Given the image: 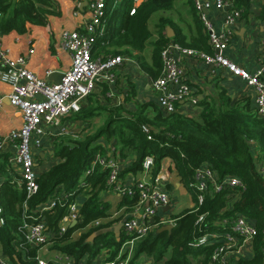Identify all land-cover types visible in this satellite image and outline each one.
<instances>
[{
    "label": "trees",
    "instance_id": "obj_1",
    "mask_svg": "<svg viewBox=\"0 0 264 264\" xmlns=\"http://www.w3.org/2000/svg\"><path fill=\"white\" fill-rule=\"evenodd\" d=\"M175 2L176 0H142L134 14L129 15L132 0H107L105 34L97 39V46L112 48L107 52L112 56L130 55L131 51H137L140 54L137 60L141 69L153 80L161 73L160 53L168 42L210 53L208 36L204 33V27L191 0L187 4L197 34L190 38L188 44L185 43L182 29L169 16L174 10ZM235 7L246 9L247 0H236ZM57 13L53 0H0V34L6 35L13 31L23 34L26 24L44 26L47 17ZM154 16H158L155 36L149 27ZM261 18L264 19V3ZM167 27L174 33L172 38H167ZM147 47L150 51L145 58L143 54ZM217 96L218 100L210 96L199 99V110L195 114L177 111L162 116L150 110L151 104L139 105L134 112L125 114L122 107L101 106L95 96L90 95L86 109L79 111L77 116L87 123L102 116V125L95 126L91 134L78 139L68 136L58 138L54 151L57 161L38 175V190L27 201L23 184L13 182L14 178H19V174H10L9 154H1L0 203L5 224L0 228V249L3 255L11 264H36L37 248L25 242V230L22 227L24 223L43 222L52 244L50 250L71 254L80 259L83 255L95 256L100 250L108 249V260L117 257L125 240L123 232L120 233L119 240L113 235L104 234L96 237L92 244L86 243L91 234L109 228L112 223L102 224L79 238L72 239V234L77 229L108 217L110 206L99 197L102 191L108 190L106 173L94 171L84 179L85 186L79 187L82 175L94 155L103 152L102 144H97L102 137L105 142H112L119 148L123 159H131L121 170L120 178L141 173L143 159L150 156L154 160L153 175L157 173L161 161L169 158L185 187L194 169L200 166L209 167L219 179L228 175L236 176L245 185L241 196L233 204L228 203L223 194L212 193L206 195L199 212L185 209L173 216L174 227L171 232L157 233V229L151 231L137 242L128 264H136L142 253L151 257L154 263L164 260L163 264H191L188 259L191 256L197 259L195 264H209L214 246L190 248L189 243L203 234L222 232L219 222L222 219L231 220L236 214L243 215L249 223L254 224L259 235L253 246V256L248 260L235 262L260 264L261 248L264 247L260 237L264 228V174L261 171L264 168V122L257 116L249 97L233 101L224 91H220ZM142 126L149 129L151 139L142 132ZM61 194L67 195L61 205L45 212L39 210L49 198ZM78 196L84 200L79 211L81 223L69 226L60 235L59 221L66 214L68 203L75 201ZM135 201V197H124L118 208H130ZM199 213H206L201 229L194 225ZM227 230L229 226L226 227ZM168 250L169 256L164 258Z\"/></svg>",
    "mask_w": 264,
    "mask_h": 264
},
{
    "label": "built area",
    "instance_id": "obj_2",
    "mask_svg": "<svg viewBox=\"0 0 264 264\" xmlns=\"http://www.w3.org/2000/svg\"><path fill=\"white\" fill-rule=\"evenodd\" d=\"M141 1L132 0L129 15L134 14L135 8ZM106 2L107 0H88V17L81 27L77 30L61 32L58 46L68 52L70 64L61 73L62 77L58 82L47 83L38 78L27 68L28 56L32 50L29 49L28 54L25 55L13 56L4 47L0 36V84L8 88L7 91L0 90V108L7 100L9 106L19 112L22 120L18 130H12L6 136H0V155L9 154L10 174L19 172V178L13 177V182L17 185L23 184L26 201L38 190L35 157L45 138L54 139L66 134L65 129H59L63 120L78 113L83 101L94 92L97 86L103 85L106 89L113 87L117 81V69L126 63L138 68L134 60L125 56H106L95 59L92 57L94 44L104 34ZM191 2L208 36L211 52L206 53L171 42L162 48L161 73L149 84L156 94L157 105L162 115L176 113L180 104L197 107L199 98L192 92V87L186 83L182 69L185 58H197L212 69L226 70L231 76L242 81L247 89L252 90L256 114L264 122V35L260 39L261 64L253 72H248L224 55L231 28L240 19L245 8L235 7L236 0H191ZM208 11H214L221 17L220 31L216 30L207 14ZM50 73L47 72L48 75ZM52 129H59V131L54 135ZM141 129L147 138L151 139L149 129L146 126H142ZM117 155L115 149L109 148L94 155L89 167L82 175L79 187L85 186L84 179L94 171H103L106 173L108 191L123 198L135 197V204L130 208L122 206L108 217L92 221L76 231L81 233L96 229L104 222L113 223V226L122 224L121 229L125 240L120 251L113 260L90 259L85 262L66 264H128L135 244L139 240L162 226L174 227L172 215L165 210L171 206V197L165 190L171 181L170 170L160 165L157 173L153 175L154 160L146 156L141 165L142 178L128 184L119 177L126 163L121 158L118 159ZM261 171L264 174V168ZM186 189L192 196L193 204L190 209L197 213L203 206L207 194H223L228 203L233 204L241 196L245 185L236 176L228 175L219 179L209 167L200 166L194 169ZM66 198L65 194L54 195L43 203L39 210L41 212L52 210L58 204L61 205V201ZM26 201L23 204L24 208ZM80 204L79 199L68 203L67 212L58 224L60 235L66 232L72 223L77 225L81 223ZM205 217L206 213L197 215L194 223L196 228L201 229ZM4 224L3 208L0 203V228ZM219 226L223 229L222 232L206 233L196 237L189 243V247L213 245L209 264H231L232 260H248L253 256V246L259 235L254 224L249 223L243 215L236 214L231 220L222 219ZM228 226L229 230L226 231ZM22 229L25 230L23 233L25 242L37 248L36 264H48L41 257L43 250L51 244L43 222L24 223ZM260 237L264 243V228L260 232ZM124 254H126L125 257ZM59 261L57 257L55 260H50L53 263ZM0 264H11L1 249ZM260 264H264V247L261 248Z\"/></svg>",
    "mask_w": 264,
    "mask_h": 264
},
{
    "label": "crops",
    "instance_id": "obj_3",
    "mask_svg": "<svg viewBox=\"0 0 264 264\" xmlns=\"http://www.w3.org/2000/svg\"><path fill=\"white\" fill-rule=\"evenodd\" d=\"M53 1L55 2L56 11L58 13L54 16H48L46 19V24L44 26L26 24V31L23 34H19L14 31L6 35L0 34L4 47L9 50L11 55H25L26 53L28 54L27 51L29 49L32 50V53L28 56L27 68L32 71L38 78L44 80L47 83L57 82L59 79L56 73H62L69 67L70 64V56L68 52L60 49L58 46L61 32L65 30L72 31L79 29L88 17V0ZM185 1L186 3L188 2V0ZM263 3L264 0H247L246 9H244L240 19H238V21L234 24L233 28H231V35L229 36V41L227 43L228 46L224 52L226 58H228L238 67L248 72H253L261 64L260 39L264 35V19L261 18V9ZM182 10L184 14H186V17L187 14L190 16L185 19V22H187V24H185V27L181 28L182 34L186 38L185 43H187L190 41V38L196 36L197 33L196 29L194 28V24L192 23L193 17L191 16L189 11V4L184 5V8ZM207 14L211 21L214 23L216 30L220 31L222 28V19L218 15V13L214 11H208ZM104 34L102 35V37L104 36ZM171 43L174 42L171 41ZM96 46L94 47V49L92 48V57L94 59L112 56L107 53L112 50V48H109L108 46ZM149 51L148 53L145 52L143 54L145 58L148 57ZM138 55L140 54L137 51H131L130 55H123L131 60H134L137 63L138 68L130 63L124 64V66L116 70L117 81L113 87L106 89V87L103 85L97 86L91 96H95V99L101 106L122 107L125 114L134 112L139 105L151 104L152 109L150 110L152 112L156 111L157 113H160L162 115L157 105L156 94L149 86L150 81L153 79H151L141 69L140 63L137 60ZM182 69L184 72V79L186 83L190 87H192V92L199 99L210 96L215 100H218L217 95L220 91H224L225 95L227 97H231L233 101L239 98L249 97L251 99V102L254 103V92L250 89H247L242 81L231 76L224 69H212L206 66L203 61L197 58H185L182 63ZM47 72L51 73L48 75ZM0 90L7 91L8 88L7 86L0 84ZM88 97L83 101L81 110L86 109L88 104ZM198 110V107H191L190 105L180 104L178 105L177 111L192 115L197 113ZM77 114L78 113L72 114L71 116L65 118L60 124L59 129H65L66 132V134L61 136H68L72 139H78L86 134H91L94 131L95 125L92 124L93 121L100 119L103 123L102 116L95 117L91 120V123H87L86 121L79 119ZM102 123L100 124L99 121L96 122V127H99L100 125H102ZM21 125L22 120L19 112L16 109L10 107L9 104L3 103L2 107L0 108V136H6L10 131L18 130ZM59 129H52L54 135L59 131ZM61 136H58L54 139L45 138L42 143V147L36 152L35 170L38 175L45 172L53 163L57 161L55 158L48 159L46 158V156L47 154H50L54 157L55 143ZM97 144H102L103 147L105 145V147L102 149L103 151L108 150V148L115 149L118 154V159L121 158L122 160H124L126 165L129 163L128 160H130L131 162V159H123L120 156L119 148L115 147L112 142L107 143L105 142V139L101 137L100 139H98ZM160 165L163 168H168L172 175L171 181L167 184L165 190L171 197V206H169L166 211L170 212L173 217L185 209H190L191 205L193 204L192 196L177 176L174 163L172 164V166L170 159L162 160ZM141 178V173H138L136 175H126L121 179L125 183L129 184L134 180H140ZM99 197L102 201L108 203L110 206L108 216L112 212L121 209V207L118 208L121 200L123 199V197H121L120 195L106 190L102 191L99 194ZM77 199H79L80 203L84 201L81 196H78ZM103 224H105V222ZM113 225L114 224L112 223L109 228L116 227L118 224L116 226ZM89 231L90 230L81 233L79 231H76L72 234V239L75 240L81 235L88 233ZM120 233H122V229L119 231L117 236H115L114 233H110L109 235H113L117 240H119ZM88 238L86 240V243L89 244H92L95 240L94 239L93 241H88ZM51 245L52 244L48 245L46 249L41 253V257L46 260L48 264L80 263L88 261L90 259L108 260L109 257V250L102 249L95 256H92L88 253L90 256L83 255L80 259H77L74 255L63 254L55 250H50ZM56 257L60 259L59 262H50V260H55ZM143 257L147 261L141 262ZM151 259V257L142 253L138 257L136 264H154L153 260ZM231 264H236L235 260H232Z\"/></svg>",
    "mask_w": 264,
    "mask_h": 264
},
{
    "label": "rangeland",
    "instance_id": "obj_4",
    "mask_svg": "<svg viewBox=\"0 0 264 264\" xmlns=\"http://www.w3.org/2000/svg\"><path fill=\"white\" fill-rule=\"evenodd\" d=\"M183 4L184 5H187V3H186L185 0H176L175 6H174V10L169 14V16L175 21L176 25L178 27H180V28L185 27V24H187V22H185V19L189 16L187 14V17H186V14H184V12L182 10L184 8V5ZM157 17L158 16H154L153 19L149 22V27H150L152 33H154V36H155V32L157 30L156 29V26H155ZM148 51H149V47H147L146 52L148 53ZM98 121H99L100 124L102 123V121L100 119H97V120L93 121L92 124L96 126V122H98ZM46 158H48V159H54L53 155H50V154H47ZM169 253H170V251L168 250V252L166 253V255H165L164 258H167L169 256ZM188 259L190 260L191 264H195L196 261H197V259H195V258H193L191 256H188ZM151 260H153V259H151ZM144 261H147V260L143 257V259L141 260V262H144ZM163 262H164L163 260H161L158 263H154V261H153L154 264H163Z\"/></svg>",
    "mask_w": 264,
    "mask_h": 264
},
{
    "label": "water",
    "instance_id": "obj_5",
    "mask_svg": "<svg viewBox=\"0 0 264 264\" xmlns=\"http://www.w3.org/2000/svg\"><path fill=\"white\" fill-rule=\"evenodd\" d=\"M166 35H167V38H171L174 35V33H173L171 28L167 27ZM56 75L58 76V79L60 80V78L62 77V74L61 73H56ZM53 76H55V75H53ZM4 103L8 104V101L5 100ZM167 209L168 208H165V210H167ZM74 225H75V223H72L71 227L74 226ZM121 228H122V224H118L116 227L99 230V231L91 234L89 236V238H88V241H93L96 237H99V236L104 235V234L114 233L115 236H117L119 231L121 230ZM172 228H173V226H171V225H165V226H162V227L158 228L156 230V232L157 233H160V232H168V233H170Z\"/></svg>",
    "mask_w": 264,
    "mask_h": 264
}]
</instances>
